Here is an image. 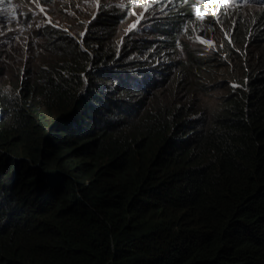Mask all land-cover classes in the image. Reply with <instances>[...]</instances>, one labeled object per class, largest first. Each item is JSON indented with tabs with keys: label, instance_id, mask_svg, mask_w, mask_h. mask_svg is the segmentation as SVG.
<instances>
[{
	"label": "trees",
	"instance_id": "obj_1",
	"mask_svg": "<svg viewBox=\"0 0 264 264\" xmlns=\"http://www.w3.org/2000/svg\"><path fill=\"white\" fill-rule=\"evenodd\" d=\"M97 33L51 26L0 79V264H264V57L196 105L143 103L91 65L115 55ZM177 176L179 202L157 196Z\"/></svg>",
	"mask_w": 264,
	"mask_h": 264
},
{
	"label": "clouds",
	"instance_id": "obj_2",
	"mask_svg": "<svg viewBox=\"0 0 264 264\" xmlns=\"http://www.w3.org/2000/svg\"><path fill=\"white\" fill-rule=\"evenodd\" d=\"M93 1L43 0L39 6L35 0L0 2V13H3L0 16V42L4 43L0 49V79L11 73L13 67H21L26 62L25 56L32 53L34 43L40 45L51 26L66 29L79 39L82 49L91 52L99 49L96 40L89 42V36L97 27V36L107 37L100 51L103 53L112 45L115 55L111 60L100 57L96 63L92 57L91 65L110 68V72L119 79L118 89L126 87L132 93L133 89L142 88L138 97L143 103L152 101L154 98L148 96L158 92L170 99L179 98L187 105H196L195 99L202 97V92L194 86L196 82L212 92V80L225 75L239 76L243 68L251 70L256 61L264 57V39L256 38L258 28L264 24V0H214L213 3L194 0L191 6L184 0H159V3L153 0H100L98 13L92 17L93 8L97 5ZM40 8L44 11L41 12ZM145 8L149 10L145 11ZM197 9L202 14L207 9L209 14L198 18L195 15ZM133 11L137 21L143 13L141 29L146 36L120 37L118 41H112L116 17ZM212 11L217 15L212 16ZM243 25L246 32L238 41L235 32ZM125 46H132L133 50L145 48L148 52L142 58L138 49L134 51L135 56L141 59L126 61L129 51L124 50ZM137 62L142 63L133 65ZM204 70L206 76L202 74ZM139 71L142 74L137 76ZM149 79L152 83L147 82ZM231 83L235 85L237 82ZM158 84L161 88H153ZM113 85V82L105 83L102 91L115 94Z\"/></svg>",
	"mask_w": 264,
	"mask_h": 264
},
{
	"label": "rangeland",
	"instance_id": "obj_3",
	"mask_svg": "<svg viewBox=\"0 0 264 264\" xmlns=\"http://www.w3.org/2000/svg\"><path fill=\"white\" fill-rule=\"evenodd\" d=\"M99 1L100 0H94L93 1V3L94 4L97 3V5L93 8L94 14L92 15V17H94L95 14L98 13ZM116 18H117V22L115 23V30H114L115 34H114V37L112 38V41L116 42L119 40L120 37L129 39L130 36H132L133 38H136L137 36H140V37L146 36L144 30L141 29V27L143 26V23H144L143 17H141L139 19V21H137V17L135 15H131V12L130 13L128 12L126 15L125 14L124 15H118ZM133 25H135V27H132ZM2 45H4V43L0 42V49L3 47ZM138 49H140V47H136L133 50L132 46H130V48L128 46H125L124 50L129 51V59L126 61H133L136 58L141 59L142 55L144 56L148 52V50H146L145 48L140 49L141 50V57L135 56L134 51H136ZM124 50L121 51V54L124 53ZM35 59H37V57H33V53L25 56V61L35 60ZM118 59H119V57H118ZM118 61H120V60H118ZM1 79H5L8 81V78L6 76L5 77L3 76ZM142 95H143V97L146 96L145 94H142ZM174 179H175V181L171 182L168 187H163L164 189L160 188V192L157 194V196L162 195V199H165V200L167 199L170 203H178L179 198H181V196H180L181 192H183V190L186 191V188H188L185 183L181 184V183L176 182V181L180 180V177L177 176ZM160 186H162V185H160ZM165 208H168V210L172 209L171 207H168L167 204H165Z\"/></svg>",
	"mask_w": 264,
	"mask_h": 264
},
{
	"label": "snow or ice",
	"instance_id": "obj_4",
	"mask_svg": "<svg viewBox=\"0 0 264 264\" xmlns=\"http://www.w3.org/2000/svg\"><path fill=\"white\" fill-rule=\"evenodd\" d=\"M0 2H3V0H0ZM154 3H159V0H153ZM184 2L188 3L190 6L193 4L194 0H184ZM200 3H204V0H199ZM214 0H208V3H213ZM35 3H37V5L39 6L40 4L43 3V0H35ZM101 7L103 5H100ZM151 6V5H150ZM149 9L148 8H145V11H148ZM40 11L43 12L44 9L43 8H40ZM209 13L207 11V9H205L204 13L202 14L201 11L199 9L196 10V13L195 15L198 17V18H203V16H207ZM3 13H0V16H2ZM131 15H136V13L133 11L131 13ZM211 15L212 16H215L217 15V12L216 11H212L211 12ZM141 17H143V13L140 14ZM147 18V17H145ZM253 23H256V21L254 20ZM132 27H135V25H133ZM83 35V34H82ZM235 87V85H233Z\"/></svg>",
	"mask_w": 264,
	"mask_h": 264
}]
</instances>
